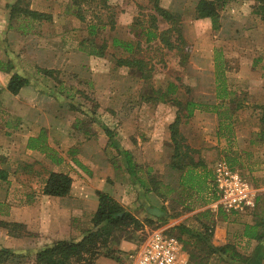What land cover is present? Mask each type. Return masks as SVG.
Segmentation results:
<instances>
[{
  "label": "rangeland",
  "instance_id": "rangeland-1",
  "mask_svg": "<svg viewBox=\"0 0 264 264\" xmlns=\"http://www.w3.org/2000/svg\"><path fill=\"white\" fill-rule=\"evenodd\" d=\"M15 1L0 0V164L9 173L8 180L0 179V220L10 217L12 204H30L43 195L50 172H71L77 184L73 201L82 202L85 215L72 222L67 239H78L94 228L96 192L107 189L117 201H127L128 205L118 202L132 208L140 220L116 230L110 245L112 258L119 257L123 241L129 242L132 247L124 251L128 264V255L160 230L181 239L184 251L198 256L193 261L189 258L187 264H209L215 254L200 259L202 244L194 246L197 237L209 227L212 244L224 245L228 230L224 225L217 228V223L253 215L246 214L251 208L226 210L215 204L219 187L214 170L228 156L242 162L232 168L257 187L264 215V20L259 14L260 0H233L220 7L218 20L196 18L199 0H157L180 16L184 40L175 39L173 49L159 39L146 41L147 29L157 26L160 31L170 26L158 19L156 0H108L106 7L88 0H82L80 7L72 0H25L32 9L51 14L50 20L42 21L11 18L10 6ZM89 24L97 26L93 36L97 44L107 40L104 57L82 48L90 43L86 40ZM115 37L142 41L136 55L146 60L147 79L118 65L117 58L129 53L113 46ZM14 72L30 78L18 94L7 89ZM226 93H230L226 99L217 96ZM188 102L202 108L188 116ZM177 115L182 119L187 160H202L204 166L195 172L210 174L208 183L199 185L200 191L185 184L186 171L170 166L169 125ZM42 128L62 162L25 149L26 140ZM106 128L113 132L114 146ZM242 138L247 145L241 150L238 140ZM251 140L254 143L248 146ZM123 150L132 153L134 175L127 170ZM148 203L161 213L141 217ZM26 232L27 240L42 241L34 227ZM34 258L26 253L8 264H34Z\"/></svg>",
  "mask_w": 264,
  "mask_h": 264
},
{
  "label": "trees",
  "instance_id": "trees-1",
  "mask_svg": "<svg viewBox=\"0 0 264 264\" xmlns=\"http://www.w3.org/2000/svg\"><path fill=\"white\" fill-rule=\"evenodd\" d=\"M24 1L25 0H16L11 4V18L23 16L24 18L36 21L51 19L52 16L48 12L32 9L29 4L24 3ZM72 1L80 7L82 0ZM89 1L96 2L95 4L100 7L108 6V0H88V2ZM231 1L233 0H199L195 7L194 14L196 18L199 19L211 18L218 20L220 17V7L225 6ZM260 2L261 7L259 6V14L264 20V0H260ZM155 9L158 19L160 17L163 21L168 22L170 26L160 31L157 26L153 27L154 29H147L145 32L147 37L146 41L150 42L154 39H159V41L169 49H173L176 47L175 39L184 40L178 25L180 16L174 14L167 8L160 6L157 0L155 1ZM157 17H154V19L157 20ZM82 18H84V16L81 15V19ZM88 31L90 36L86 40L90 43L83 44V50L91 55L104 57L108 46L107 40L103 39L102 44H97L93 37L97 32V26L95 24H89ZM176 32L178 35L173 38ZM111 40L113 46L119 47L129 53V56L127 57L117 58L118 65L127 66L138 73L142 78L147 79L150 75V70L147 67L146 60L136 55L137 51L142 46V41L139 40L138 42L133 43L132 41L122 40L117 37ZM11 69L12 68L7 69V72L10 73ZM43 71L48 74L53 73L50 69H44ZM28 83V77L19 72H14L9 78L7 89L13 94H18ZM223 86L225 88L226 85L223 84ZM228 94L230 93L218 94L217 96L219 99H226L229 97ZM168 99L171 98H163L164 101ZM187 108L189 111L188 116H191L194 109H200L202 108V105L188 102ZM261 119L264 121V116ZM181 121V116L177 115L175 120L169 125L171 141L173 143V154H171L170 166L181 172L186 171L183 176V180L186 181L185 184L190 185L189 187L192 189L200 191L202 187L199 185H201V183H208L210 174L206 171L195 172L196 169L204 166L202 160L196 162L187 160V158L190 157L187 155L188 152L184 150L185 146L180 132ZM105 131L110 138V144L114 146V140H112L113 132L109 128H106ZM262 134L264 135V131ZM47 139L45 129L42 128L37 135L29 137L27 147L31 150L41 151L46 154L47 158H50L55 163L62 162L63 158H57L55 150L49 145ZM186 147L188 149V146ZM123 153L127 161V170L134 175L136 166L132 153L129 150H123ZM227 158V162L231 167H234V164L236 163H242L238 157L228 156ZM8 176V171L2 168L0 164V179L8 180ZM72 183L73 179L67 173L52 171L45 181L43 193L57 197L67 196L71 191ZM96 193L99 199V205L92 219L94 228L85 232L80 239H59L51 244L45 245L35 254L34 264H95L96 259L101 256L113 257V250L110 248V245L111 242H113L116 230L131 225H137L140 223V220L109 193L100 190ZM0 205L2 204L0 203ZM0 226L8 229L11 234H22L25 232L26 228L22 223L8 222L6 220H0ZM259 226L262 227L260 229L261 231H258ZM183 230L186 232L189 231L187 227H183ZM208 230H210L209 227L206 228L204 234H200L198 237L196 236L197 239L194 241V246L199 245L200 243L202 244L201 252L203 254L202 256H199L200 259L208 260L212 254L214 255L219 252L229 253L234 258L241 257L235 246L231 243H226L221 246L213 245L211 242V238L213 237L212 231L210 230L211 232H208ZM245 235L250 238L261 240L264 235V218L261 222L253 226H246ZM25 254L14 251L11 248L0 246V264H8L14 260H20ZM189 256L192 261L198 257L193 252H191Z\"/></svg>",
  "mask_w": 264,
  "mask_h": 264
},
{
  "label": "crops",
  "instance_id": "crops-1",
  "mask_svg": "<svg viewBox=\"0 0 264 264\" xmlns=\"http://www.w3.org/2000/svg\"><path fill=\"white\" fill-rule=\"evenodd\" d=\"M25 87H27V85H25L21 89V91H23ZM238 143L239 146L241 147V150L243 149L242 146L247 145L246 140L243 138L239 139ZM252 143H254L252 142V140L251 142L249 141L248 146L252 145ZM248 146H246V148ZM26 148H27V140L25 143V149ZM203 157L205 156L203 155ZM257 169L258 167H256V170ZM53 171L60 172L57 170H53ZM253 171H255V168L254 170H252V172ZM69 174L73 178V183L69 196L57 197V196H50V195L48 196L43 194L37 196L36 200H34L36 197L33 198L30 204L22 203L21 205V203L20 204L14 203L10 206V214H9L10 217H6L7 220H9L8 222L22 223L26 226V228H25V232L22 234L19 233L11 234L9 233L8 229L4 227H0V234L2 235V237L0 238L1 240L0 246L11 248L14 251L22 252L24 254L32 253L35 257V254L45 245L51 244L59 239H67L68 235L65 236V234L70 229H73L72 222L75 219H79V217L83 220L85 215V209L83 207L84 205L82 204V202L75 203V201H73L74 198L72 196L75 195L74 191L76 189L77 184L73 173L70 172ZM255 188L257 189L256 186ZM104 192H108L107 189H104ZM82 195L83 192L81 191V196ZM10 197L11 194L9 193L8 201L10 200ZM84 198L85 196L83 195V199ZM79 199L82 198L79 196ZM43 202H45L44 208L41 209L42 208L41 205L43 204ZM46 202L49 204L48 206L46 205ZM124 203L128 205L127 201H123L122 204ZM260 204H261V194L260 193L258 194V189H257L255 205L254 207H251V210L249 212L246 213L248 215L251 212V214H253L252 216H249L247 217V219H243L239 221L224 219L223 221L221 220L217 223L216 225L217 228H222V225H224L226 230H228V232L226 233L227 235L226 241L227 243L228 242H231L232 244L235 243L236 250L238 251L241 257L234 258L229 253L219 252L214 255V257L210 260L209 264H264V235L261 240L250 238L245 235L246 226L248 225L253 226L261 222L262 219L264 218L263 212H261ZM98 205H99V199L96 198L94 213H96L98 209ZM127 209L132 211L131 210L132 208H127ZM153 213L154 215H158L159 213H161V211L151 207V205H149L148 203L145 211H142V213H140L139 215L141 217L146 215L153 216ZM137 217L139 216L137 215ZM32 227H34L35 230L38 231V233L41 235V239H42L41 242H33L35 241V239L27 240V238L25 237L27 233L26 229L32 230ZM261 228L262 227L259 226L258 231H261L260 230ZM81 237L78 236V239H80ZM131 247H132L131 243L123 241L119 247L121 250V252L119 253V257L112 258V257L101 256L96 259L95 264H127L126 257L124 256V251L130 249ZM183 249H184V244H183ZM184 255L187 264L190 256L185 251H184Z\"/></svg>",
  "mask_w": 264,
  "mask_h": 264
},
{
  "label": "built area",
  "instance_id": "built-area-1",
  "mask_svg": "<svg viewBox=\"0 0 264 264\" xmlns=\"http://www.w3.org/2000/svg\"><path fill=\"white\" fill-rule=\"evenodd\" d=\"M215 183L219 187L216 205L226 210L254 207L257 189L241 177L226 160L215 167ZM181 240L164 231H154L137 249L128 255L129 264H186Z\"/></svg>",
  "mask_w": 264,
  "mask_h": 264
}]
</instances>
